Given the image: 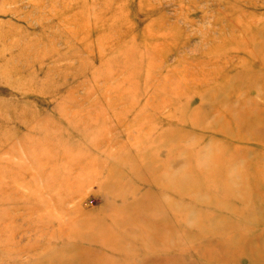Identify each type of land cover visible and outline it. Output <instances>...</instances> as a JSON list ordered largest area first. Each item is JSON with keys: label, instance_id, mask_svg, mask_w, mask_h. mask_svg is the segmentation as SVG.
<instances>
[{"label": "rangeland", "instance_id": "rangeland-1", "mask_svg": "<svg viewBox=\"0 0 264 264\" xmlns=\"http://www.w3.org/2000/svg\"><path fill=\"white\" fill-rule=\"evenodd\" d=\"M259 27L264 0H0V264L69 242L89 264H264V142L191 119L237 65L221 46ZM248 90L232 108L264 105ZM164 132L184 137L165 180L191 182L193 155L195 180L212 167L216 183L190 197L151 181L139 157L165 160Z\"/></svg>", "mask_w": 264, "mask_h": 264}, {"label": "bare ground", "instance_id": "bare-ground-1", "mask_svg": "<svg viewBox=\"0 0 264 264\" xmlns=\"http://www.w3.org/2000/svg\"><path fill=\"white\" fill-rule=\"evenodd\" d=\"M227 28L229 30L234 28L233 25H231V22L230 25L227 26ZM240 29L241 31H243L242 28H239V30ZM242 45H244L243 47L246 48L249 46V48L244 49L242 48ZM216 46L218 45L216 44L215 47L213 48H216ZM221 48L224 49L230 48V52L235 51L233 52L234 53L233 56H235L236 58L235 62L237 63L236 65L237 68L233 67L224 74H217V75L212 74L215 79L217 78L223 79V83L222 85L219 86L217 85L215 87L212 86L211 91H208L210 90L208 89L206 90L207 92L204 91L205 93L204 92L201 93L200 98L202 99V101H206L207 99L208 101L211 100V103L209 105H204L203 103L195 111H193L191 113V117H192L191 119H193L192 122L193 124L194 123L201 124L202 119L206 117V114L207 115L212 114L215 117L214 120L211 121V125H213L215 128H219L226 136L229 135L231 138H233L238 142L255 140V142L259 141L263 143L264 142V105L261 103H256L254 100H249V98L246 100V102H243L245 108H243V106L240 104L238 105L237 108H232L230 103L233 99H238L237 97L239 95V87L241 84H243V86L245 85L246 89H249L248 93L252 91L255 97L259 98L260 100L261 99L264 100V27H259L258 29H256V31L246 34L240 39L231 38L229 41H227V44L225 43L224 45L221 46ZM244 56H246L249 60L254 61L255 66H258V70L253 68L252 69L246 68V64L244 63L245 62ZM209 62H211V64L213 63L216 64L218 62L221 63L222 60H215ZM238 65H240V67H238ZM260 71L263 72L261 73ZM220 94L226 96L224 100L219 99L218 96H220ZM183 138L184 137L181 136L177 137L174 133H170V132H164L162 135H160V137L158 138L159 141L158 144L162 145V147H165L168 149V151H170V153L167 155V158H165V160H163L161 163H159V160H157V158H155L154 156L151 157V153L153 151L150 154L146 153L147 159L145 155H143L145 160L143 159L142 156L139 158L143 160L142 164L143 167L146 169V175H148V178L151 179V181L159 180L160 186H162L163 188H173L178 190L179 193H185V195H189L190 197H193V192L194 191L196 192V190L203 187L202 183L199 180H197L198 182L195 180L198 177L195 178L196 176L193 173V168H191L190 166L191 162H193V155L192 157L188 155L187 167H186V169L188 170L187 171L188 174H193V178H192L193 180H191L192 183L190 181L183 183L179 173H174L175 175L173 174L174 179L176 180H174L172 183H170L169 180H165V177L170 175L169 172L170 165H175L178 160L176 156H172V155L176 150V145ZM170 141H172V143H170ZM236 155L239 156L238 150H234L232 152V157ZM208 171L210 170L208 169ZM211 171L213 172L212 168ZM212 174H208V176ZM210 177L211 176L206 177L209 179L203 181H205L206 183L207 180L208 181L210 180ZM214 180L215 179H213L212 182L216 183V181ZM161 181L163 182L161 183ZM172 209L175 214V209L174 208ZM182 217H184V219ZM176 218H178L181 222H185L189 220L193 222V217L187 214L182 216L181 215L177 216ZM213 229H209L211 230L210 232H212ZM76 235L78 236V238L80 239L82 238L83 240L91 239L90 233L85 232L84 234L81 230H77L76 232L72 231L71 239ZM109 236H110V240H107ZM146 237L149 238V235ZM93 238H97V239L99 238L98 240L104 242L105 240H107L108 242H110V245H112L114 241H119V239L116 236H114L113 238L111 234L108 235L107 232H105V230L103 229L99 230V232H97V237H92V240ZM105 243L108 244L107 242ZM161 243L164 244L163 245L164 247L168 246V243L166 244L164 241ZM116 244H114V246L112 247H108L109 250L110 251L112 250L113 252L115 251L121 252L125 250V247L117 246ZM47 255L49 256H47L46 260L40 262L41 264H89L88 258L91 255H93V252L91 250L88 251L86 249H83L82 247H80V244L75 245V243L69 242L67 245L60 247L58 250L55 249L51 250V254H47Z\"/></svg>", "mask_w": 264, "mask_h": 264}, {"label": "crops", "instance_id": "crops-1", "mask_svg": "<svg viewBox=\"0 0 264 264\" xmlns=\"http://www.w3.org/2000/svg\"><path fill=\"white\" fill-rule=\"evenodd\" d=\"M211 168H212V167L209 168L210 171H208L206 174L208 175V174H212V173H213L212 175H209V176H211V178H212V180H213V179H215L216 172H215V173H214V171L212 172V171H211ZM205 179H209V178H205ZM226 180H228V179H226ZM214 181H216V180H214ZM207 182H210V181L207 180ZM211 183H212V182H211ZM214 183H215V182H214ZM202 185H203V182H202ZM254 196H255V193H254ZM260 221H261V222H262V221L264 222V218H261Z\"/></svg>", "mask_w": 264, "mask_h": 264}]
</instances>
